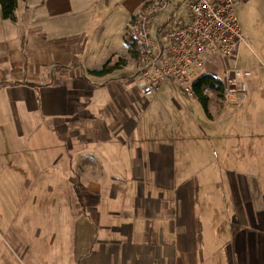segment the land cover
Instances as JSON below:
<instances>
[{"label":"crops","instance_id":"crops-1","mask_svg":"<svg viewBox=\"0 0 264 264\" xmlns=\"http://www.w3.org/2000/svg\"><path fill=\"white\" fill-rule=\"evenodd\" d=\"M147 2L19 0L15 21L0 5V190L74 212L32 234L50 248L72 235L57 252L74 264H264V134L229 98L209 108L211 138L173 81L142 94L119 41Z\"/></svg>","mask_w":264,"mask_h":264},{"label":"rangeland","instance_id":"rangeland-1","mask_svg":"<svg viewBox=\"0 0 264 264\" xmlns=\"http://www.w3.org/2000/svg\"><path fill=\"white\" fill-rule=\"evenodd\" d=\"M177 1L175 0L173 5ZM144 5H142V8ZM168 12H174V18L179 25L189 17L188 10L185 7L178 8L174 5ZM236 14L240 19L246 42L241 45L232 59L223 61L220 58H214L212 61L214 62L215 70L212 73L216 72L222 77L223 69L229 65L232 68L249 70L253 74L251 78L246 80L249 88L248 93L243 98L235 101V104L230 103V105L234 108L236 107V109L247 108L245 110L246 115L251 114L247 122L252 121L251 125H249V130L254 136L255 133L264 134V0H244L239 2L236 7ZM123 41L128 49L132 47L133 41L128 33H124L123 40L119 41L121 49L124 48ZM115 63H119V60ZM136 76L134 75L135 79H137ZM179 96L189 105L190 113L193 118L198 119L199 123H201V128L207 132V137H214L215 132H217L215 131L216 126L209 119L198 99L184 91ZM210 99V112L215 116H217L215 108L223 107V105L230 102L227 96L219 98L215 94H211ZM238 114V117L243 116V111L238 112ZM180 134V132H177L176 138L179 139L178 141L181 138ZM232 145L234 148L235 145ZM238 150L241 152L242 148ZM2 155L8 156V153L5 152ZM0 169L2 168L0 167ZM0 176L1 179L4 177L3 174H0ZM4 187L7 190H0V264H74L77 257L73 258L74 254L72 252H57L59 246L61 247L62 245L59 242H64V239L68 241L72 235H69V237L68 235L58 236L57 239L59 240L52 248H50V245L45 246L46 238L48 239V237H35L32 235L33 232L45 229V227L52 229H57L63 225L72 227L73 224L77 223L75 216H73L74 212H72L71 218L66 217L62 211V206H60V203H58L59 206L56 205L54 199L46 200L43 204L40 199H37L35 203H32L35 198L32 201H26V190L14 191L10 189L9 185H4ZM55 190L53 191L55 194H51L50 198L56 197L57 192ZM41 191L48 195L40 188L29 189V192L37 197L43 196ZM68 204L72 207L73 202L67 203L65 206H68ZM53 207H59L60 210L54 212ZM48 208H51L52 211L49 216L43 219L44 211L46 212ZM33 209L35 213L32 215L31 210ZM57 233H60V230ZM46 248L53 249L55 252H51L52 250L50 251Z\"/></svg>","mask_w":264,"mask_h":264},{"label":"built area","instance_id":"built-area-1","mask_svg":"<svg viewBox=\"0 0 264 264\" xmlns=\"http://www.w3.org/2000/svg\"><path fill=\"white\" fill-rule=\"evenodd\" d=\"M174 1L147 2L128 28L138 55L136 80L145 97L159 94L170 81L192 95L196 79L215 70L214 58L230 60L246 42L236 14L237 4L244 0H181L191 19L181 25L167 13ZM157 19L161 22L155 25ZM222 75L230 100L248 93L246 80L253 75L249 70L227 66Z\"/></svg>","mask_w":264,"mask_h":264},{"label":"trees","instance_id":"trees-1","mask_svg":"<svg viewBox=\"0 0 264 264\" xmlns=\"http://www.w3.org/2000/svg\"><path fill=\"white\" fill-rule=\"evenodd\" d=\"M19 0H0L2 17L5 20H16V12L18 8ZM131 54L133 56L137 55L135 45L131 48ZM119 64L111 65V63H106L101 69L92 73L94 76H107L111 74ZM193 96L198 99L199 103L202 104L205 113L209 116V107H210V95L215 94L219 98H225V89L223 81L214 76L203 74L200 76L192 85Z\"/></svg>","mask_w":264,"mask_h":264}]
</instances>
